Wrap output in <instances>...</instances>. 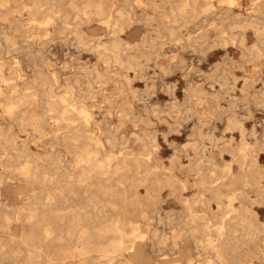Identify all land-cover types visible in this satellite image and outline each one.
<instances>
[{"label": "rangeland", "instance_id": "374dc122", "mask_svg": "<svg viewBox=\"0 0 264 264\" xmlns=\"http://www.w3.org/2000/svg\"><path fill=\"white\" fill-rule=\"evenodd\" d=\"M117 1L122 2V0ZM222 1L214 0L213 12L201 14L197 21L183 24L177 31L179 37L176 39H171L164 31L158 32L152 29L153 26H148L143 21L139 22V25L136 24L138 29L133 32L128 30L127 34H122V37L129 42L125 53H137L139 47L142 46L143 36L147 32L157 40V43L146 49L157 51L151 53L149 57L141 55L133 58L132 61L135 64L132 68H122L119 64L112 63L110 67L112 72L107 80L94 82V97L84 94V91L89 87L90 73L88 70L94 65H99L103 71L106 68V63L96 53L92 50L76 48L77 41L73 34L68 33L65 37L59 36L54 32L53 27H51L53 35H55L53 39L46 38L39 28L34 29L27 37L37 50L34 53L37 60L40 58L39 49H44V55L50 61L49 65H45V71L57 73L58 82H55L53 86L55 93L57 92L56 95L66 94L68 83L80 93L78 98H83V104L92 113L90 125L93 135L96 138H101L104 147L119 156L130 152L136 154L151 152L149 160L142 161L143 167L150 169V173L147 175L148 181L138 183L137 186L138 199L143 203L142 209L148 214L146 218L141 216L140 209L133 208L129 199L125 201L118 194L104 197L108 203L107 218L120 216L136 220L141 225L143 236L138 239L140 254L137 255L138 259L136 257L129 264H201L208 257L216 258L214 252L205 248L203 243L197 241L190 231H187V234H182L176 242L171 237L165 243H159L154 236L155 232H163L168 236H172L173 231L177 230L185 232L190 225V223L186 224L184 218L188 211L186 201L191 202L202 192L203 195L210 197L209 191H203L202 187L195 185L199 174L192 167L195 157V150L192 146L194 138H202L200 140L210 149H225L223 159L219 155L215 156V161L218 163L215 165L217 170H220L224 163H231L232 170L236 173L239 172V163L233 160L231 150L241 144L243 140L257 148V151L254 152L257 154L256 165L264 170V55L255 58L250 53V49L260 43L253 29L245 30L247 47L244 48L241 43L243 28L232 25L235 20L248 15L252 9L253 0H235L233 4L228 0ZM32 2V0H28L29 4ZM159 4L165 8L169 7L161 1ZM138 11L142 13V9ZM149 11L152 12V10ZM16 15L26 18L27 25L32 23L28 19V9H21V12H17ZM10 19L13 20V16ZM11 20L0 19V49H4L7 45L3 37V30L16 37L19 41L16 44L17 47L24 44L22 43V33L16 29L15 22ZM157 23L158 20H155L154 24ZM100 25L99 22H94L84 25L83 29L89 37L107 41V38H110L108 37L109 31L104 25ZM223 29L225 32L222 33ZM202 32L208 33L209 42L203 46L191 45L187 39L188 35H199ZM33 33L35 34L33 35ZM160 33L163 35L162 37H159ZM221 34L232 36V38L228 37V42L224 44L220 40ZM161 41L163 42L161 43ZM10 49L5 53L6 59L8 62L10 61L9 64L17 63L26 77L33 78L35 71L30 65L32 58L34 59L33 55L26 54L25 49H15L14 45ZM137 62H140V65H136ZM203 76L204 78H202ZM127 101L130 102V105L127 104ZM129 106H133L131 110ZM233 120L238 121L245 128L243 134L240 126L231 124ZM0 121L5 126L9 125V120L4 116L1 107ZM126 124L127 126H125ZM15 129L22 139L29 138L30 133L34 134V137L31 136L29 140L31 151L42 152L46 157L53 150H62L65 153V162L71 163L72 154L61 144L50 140L53 133L40 136L31 128L22 131L16 126ZM109 137L116 141L115 145L112 146L108 142ZM210 137L215 138L214 145ZM1 154L2 152H0V158L3 156ZM25 162L26 160L15 162L13 167H21ZM31 162L34 163L33 160ZM51 166L50 161L45 159V167L50 169ZM0 174L4 175V181L0 184V200L8 204V206L2 207L1 211L12 217L8 228L0 226V237L19 240L29 230L24 221L17 219L22 208L26 206V195L31 191L41 194L43 187L38 182L24 179L15 171L9 175L2 165H0ZM167 175H172L175 180L171 183L163 182L161 184L153 182V179H163ZM53 176L55 179L58 177L54 172ZM131 195L134 196L132 191L129 192V196ZM67 200L68 204L59 202L53 206L64 213L85 203L82 197H73ZM212 203V209L202 203L195 207L197 213L204 215L205 222L210 225L216 223L223 213L217 208L215 201ZM34 208L42 213L47 208L45 200L35 203ZM254 209L256 213L252 219L256 225L263 229L264 203L255 204ZM45 225L51 227L53 234L50 238L44 237L42 229L36 230L42 234L41 245L38 249L41 254L40 259L43 264L59 263L61 260L60 251L66 248L69 242L68 239H60L66 231V227L61 225L60 220L53 217L50 222L45 221ZM90 231L93 243L91 251L74 257L71 264L106 263L107 258L101 256L102 251L100 250L102 247H107L110 238L102 235L95 225L90 226ZM202 236L203 233L197 234V237L201 238ZM53 237L55 238L52 239ZM75 244H78L77 249H80L87 243L75 241ZM240 249L243 254L250 249H264V239L259 241L258 247L254 242L249 241ZM124 254L126 258H131L129 252L126 251ZM177 257L179 260H176ZM26 261L27 256L24 253L18 255L0 254V264H25ZM250 264H264V255L258 253L257 257L253 256Z\"/></svg>", "mask_w": 264, "mask_h": 264}, {"label": "bare ground", "instance_id": "6f19581e", "mask_svg": "<svg viewBox=\"0 0 264 264\" xmlns=\"http://www.w3.org/2000/svg\"><path fill=\"white\" fill-rule=\"evenodd\" d=\"M32 1V4H29L28 0H0V19L11 20L10 18L13 16L11 21L15 22L16 29L22 33V43H24L23 46L17 47L16 44L19 41L16 37L6 30L2 31L7 45L4 49H0V107L4 111V116L9 120V125L5 126L0 121V152L3 154L0 158V165L6 168L9 175L15 171L26 180L40 183L43 190L41 194L35 191L27 193L26 206L22 208L17 219L24 221L29 230L19 240L0 237V254L18 255L24 253L27 256L25 264H43L40 259V250H38L41 245L42 234L36 230L42 229L44 237H52L53 231H51V227L45 225V221L50 222L51 217H53L58 221L60 220L61 225L66 227V231L60 239H68L69 242L68 246L60 251V262L50 264H71L74 257L89 253L93 244L91 225H95L102 235L110 238L107 247H102L100 250L102 251L101 256L107 258L105 264H129L139 253L138 239L143 236L141 225L136 220L125 219L120 216L107 218L108 203L104 197L118 194L125 201L129 199L133 208L140 209L141 216L146 218L148 214L142 209L143 203L138 199L137 186L138 183L148 181L147 175L150 173V169L143 167L142 161L149 160L151 152L142 154L130 152L119 156L114 151L104 147L101 138H96L93 135L90 125L92 113L83 104V98H78L80 93L68 83V89L65 90L66 94L56 95L57 92L55 93L53 86L55 82H58V75L55 71L48 73L45 71V65H49L50 61L45 57L44 49H39L40 58L37 60L34 57L37 50L27 37L34 29L39 28L46 38L53 39L55 36L51 30L53 27L54 32L59 36L65 37L68 33L73 34L77 41V47L74 45L76 48L92 50L96 53L106 63V68L103 71L99 65H94L88 70L90 73L89 87L84 91V94L90 97L94 93V82H104L109 77L112 72L110 68L112 63L119 64L122 68H132L135 64L132 61L133 58L141 55L149 57L151 53L157 51L146 49L148 46L157 43V40L147 32L143 36L142 46L139 47L137 53H125L129 42L122 37V34H127L128 30L133 32L138 29L136 24L143 21L146 25L153 26L152 29L158 32L164 31L171 39H176L179 37L177 31L183 24L197 21L201 14L214 11V0H122L121 3L117 0ZM159 1L169 7H163ZM228 2L233 4L235 0H228ZM252 2L253 6L248 15L235 20L232 25L243 28L241 43L244 48L247 47L245 30L247 28L253 29L260 41L258 45L250 49V53L256 58L264 55V0H253ZM24 8L29 11L28 19L32 22L30 25H27L26 18L16 15ZM139 9H142V13L138 11ZM155 20H158L157 24H154ZM94 22H99L108 29V37L110 38H107V41L101 38L93 39L85 32L83 26ZM223 32L225 29L222 30ZM37 36L39 38V35ZM160 36L163 35L160 33ZM228 37L232 38V36L221 34L220 40L226 44ZM187 39L191 45L203 46L209 42L207 32H202L199 35H188ZM13 45L15 49L22 48L25 49L26 54L33 55L34 59L32 58L30 64L35 71L33 78L26 77L17 63L15 65L9 64L10 61L8 62L6 59L5 53L9 52ZM136 65H140V62H137ZM77 77L76 79L79 81ZM126 77L128 78V76ZM127 104L130 105V102L127 101ZM132 107L129 106V109L131 110ZM231 124L240 126L242 134L245 132V128L238 121L233 120ZM16 126L22 131L31 128L40 136L53 133L50 140L61 144L72 154L71 163L65 162V153L62 150H53L46 157L42 152L31 151L29 140L31 136L34 137V134L30 133L29 138L22 139L15 129ZM199 134L202 135V133ZM200 139L202 138L196 137L192 142L195 150L192 167L199 174V179L195 181V185L202 187L203 191H209L210 197L203 195L202 192L191 202L186 201L188 211L184 218L186 224L190 223V225L185 232L173 231L172 236L163 232H155L154 236L159 243H165L171 237L176 242L182 234H187V231H190L197 241H201L205 248L213 251L216 255L215 259L208 257L201 264H250L253 256L257 257L258 253L264 255V249H250L245 254L240 249L249 241L254 242L258 247L259 241L264 239V228L256 225L252 219L256 213L255 204L264 203V170L256 165L257 154L254 152L257 151V148L243 140L241 144L231 150L233 160L237 161L240 166L239 172L236 173L232 170L231 163H224V166L217 170L215 165L218 163L215 161V156L219 155L223 159L225 149H210ZM210 139L214 145L215 138L210 137ZM108 142L112 146L116 143L112 137L108 138ZM45 159L50 161L52 168L45 167ZM22 160H26V162L22 163L21 167H13L15 162ZM52 170L58 175L57 179L54 178L55 175L53 176ZM174 180L172 175H167L163 179H153V182L161 184L163 182L171 183ZM2 181H4V175L0 174V184ZM130 191L133 192L134 196H129ZM73 197H82L85 203L64 213L53 206L59 202L68 204L67 199ZM43 200H45L47 208L41 213L36 211L34 206L35 203ZM212 201L216 202L217 208L223 213L216 223L210 225L205 222L204 215L197 213L195 207L202 203L212 209ZM6 206H8L7 202L0 200V226L3 228H8L12 220L10 215L3 214L1 211V208ZM179 229L182 230L183 228ZM199 233H203L201 238L197 237ZM75 241H82L87 244L77 249L78 244H75ZM126 251L130 253V259L126 258L124 254ZM101 256L99 255V257ZM176 260H179V257Z\"/></svg>", "mask_w": 264, "mask_h": 264}]
</instances>
